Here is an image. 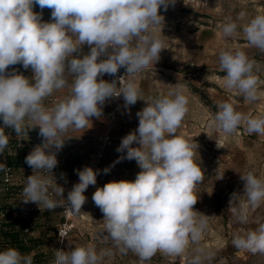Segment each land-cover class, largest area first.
Returning <instances> with one entry per match:
<instances>
[{
	"label": "clouds",
	"instance_id": "1",
	"mask_svg": "<svg viewBox=\"0 0 264 264\" xmlns=\"http://www.w3.org/2000/svg\"><path fill=\"white\" fill-rule=\"evenodd\" d=\"M175 3L0 0V155L9 145L6 129L28 136L29 130L38 127L42 143L25 157L33 171L25 178L21 201L50 212L63 208L79 216L87 199L84 193L96 185L101 170L90 166L77 169L79 182L65 198V189L57 184L53 172L59 163L58 153L73 138L70 133L80 132L82 136L92 127V118L103 117V107L110 99L122 95L124 108L129 111L138 100L144 101L146 106L136 113L138 127L124 136L116 149L121 155L102 170L107 174L116 163L135 160L141 171L134 181H110L94 192L92 200L103 214L98 236L123 254L135 253L142 262L160 252L170 257L188 256L189 264H204L213 257L201 243L212 216L194 208L199 199L196 190L205 178L199 144L178 134L189 112L187 89L176 83L166 94L145 97L136 82L167 49V37L162 34L165 18L160 9L167 11ZM37 5L40 12L34 11ZM44 9L51 10L48 21L43 20ZM245 16L241 12L236 20L229 17L218 26L220 34L227 39L242 32L247 42L243 47L264 53V13L248 19ZM238 20L244 22L238 24ZM243 47L226 45L218 55L219 69L225 73L223 87L253 103L264 98V80L256 74L260 63ZM15 65L30 69L31 76L10 68ZM121 68L129 77L126 82L125 75L117 76ZM105 74L116 79L106 81ZM64 90L66 95L46 105L54 93ZM235 105L231 98L218 102L211 127L224 137L235 135L241 126L248 134L264 136V114H245ZM216 146L225 148L219 141ZM6 168L0 162V171ZM239 175L246 198L243 207L258 208L264 203V174L248 171ZM236 221L248 223L247 213H239ZM257 223L255 230L234 234L232 245L236 249L264 254V223ZM108 255L111 249L98 252L93 244H75L68 251L55 249L53 264H101ZM0 264H33V255L9 247L0 251Z\"/></svg>",
	"mask_w": 264,
	"mask_h": 264
},
{
	"label": "rangeland",
	"instance_id": "2",
	"mask_svg": "<svg viewBox=\"0 0 264 264\" xmlns=\"http://www.w3.org/2000/svg\"><path fill=\"white\" fill-rule=\"evenodd\" d=\"M160 12L165 18L162 34L167 37L164 38L167 49L162 50L160 59L153 68L141 74L137 84L145 97L166 94L176 83L187 89L189 112L178 129V134L188 140L194 139L199 144L197 151L205 178L196 190L199 199L194 208L212 216L201 243L213 257L205 260L204 264H264V254L238 250L232 245L235 233L255 230L258 227L257 221L264 223V203L255 209L243 207L246 198L242 196L243 181L239 175L248 171L257 175L264 174V136L248 134L241 126L235 135L224 137L211 127L212 116L218 110L217 103L229 98L236 101L237 111L253 116L264 114V98L247 103L243 97L223 87L222 78L225 73L220 71L218 62L219 52L226 45L243 47L247 43L242 32L236 37L225 39L218 26L227 22L229 17L236 20L241 12L246 14L245 19L264 13V0H211L205 8H195L186 0H176L174 7L170 6L167 11L161 7ZM237 22L239 24L244 21ZM243 50L251 59L260 63L261 69L256 74L264 80V53L249 47H243ZM193 65L200 72L195 79L186 75ZM261 89L264 90V85H261ZM145 106L144 101L138 100L130 107V111L125 109L114 133L112 130L114 142L108 147L100 164L93 168L101 170L96 185H90L85 191L87 199L81 208L82 214L71 219L74 227L63 243L58 240L57 232L66 221V209L57 208L50 212L40 209L36 204V209L29 215L23 216L20 212L25 178L32 175L33 171L25 163V157L31 148L42 143V138L39 132L31 137L12 133L16 136L9 138L6 151L11 157L10 165L15 170V181L19 184L17 189L2 193L0 203L10 204L12 214L19 219L16 228L26 239L24 246L27 248L19 251L32 255L40 252V258L33 256V264H53L55 249L62 246L63 250L68 251L75 244H93L98 252L101 249H111V255L105 256L101 264H189L188 256L170 257L160 252L142 262L135 253L129 251L123 254L111 242L105 243L98 236L103 228V214L94 204L92 196L97 188L110 181H134L136 174L141 171L135 160L116 163L107 174L102 170L112 165L121 155L116 149L122 138L138 127L136 113ZM104 122L106 126L105 119ZM84 133L82 136L70 134L73 138L65 142L57 156L59 163L53 172L57 184L65 189V198L72 186L79 182L76 170L82 169L85 165L81 164H86L95 152L97 138ZM216 141L223 143L225 148H217ZM16 153L20 157L18 162L15 161ZM62 172L65 173V178H61ZM223 174V179H217ZM233 193L237 194L229 204ZM241 212L247 213L248 223L240 224L236 221V216ZM28 227L29 230H26ZM2 235L5 233H0V241ZM69 241L73 244L70 245Z\"/></svg>",
	"mask_w": 264,
	"mask_h": 264
},
{
	"label": "built area",
	"instance_id": "3",
	"mask_svg": "<svg viewBox=\"0 0 264 264\" xmlns=\"http://www.w3.org/2000/svg\"><path fill=\"white\" fill-rule=\"evenodd\" d=\"M186 2L191 4L195 8H205L209 6L211 0H186ZM125 73H126V70L124 68H121L119 72L117 73V76L122 77L125 75ZM140 75L137 77V79L140 77ZM186 75L195 79L199 77L200 72L193 65L189 67V69L186 72ZM103 79L111 82L113 79H116V77L105 74ZM128 79L129 77L125 75L124 77L125 82ZM119 86H120L119 83H117V87ZM106 104L108 105V107L107 109L103 110V117H102V119L106 120V126L104 127V130L97 136L96 148H95V152L93 154L92 159L85 165V166H90L92 168H95L98 164H100L102 159L105 157L108 147L113 143L112 127H113L114 122L117 120L119 113L121 112L123 108V105H124L123 96L121 95L119 98L110 99L108 102H106ZM13 183H14L13 182V166L7 165L6 170L2 172V184H3L4 192L6 193L9 192L11 190V186L13 185ZM20 206H21L20 212L22 213L23 216L29 215L33 210L36 209V204L32 202L25 204L21 201ZM10 210L11 208L8 204L2 205L0 203V219L8 216ZM71 216H74V215L69 214L68 211L65 210L66 221L59 227L58 232H57L58 240L61 243H63L64 240L69 236L70 232L72 231L74 227L73 222L69 220ZM26 230H29V227L26 228ZM59 233L63 235L60 236ZM59 249H63V247L61 246Z\"/></svg>",
	"mask_w": 264,
	"mask_h": 264
},
{
	"label": "crops",
	"instance_id": "4",
	"mask_svg": "<svg viewBox=\"0 0 264 264\" xmlns=\"http://www.w3.org/2000/svg\"><path fill=\"white\" fill-rule=\"evenodd\" d=\"M34 11H36V12H40L41 10H40V8H39V6L37 5V6H35L34 7ZM50 18H51V10L50 9H44L43 10V20H45V21H48V20H50ZM84 51L85 52H87L88 51V49H87V46H85V49H84ZM11 67H15V68H18L21 72H23L24 73V75H26V76H31V70L29 69V70H24L23 69V67L21 66V65H15V66H10V68ZM141 76V75H140ZM139 79H140V77L136 80V82L138 83V81H139ZM67 94V92H66V90H64V91H61V92H57V93H54L53 94V96L52 97H50L47 101H45V103H46V105L47 104H51V103H54V102H57L58 101V99H60V98H62L64 95H66ZM107 107H108V105L107 104H105V106L103 107V110H105V109H107ZM124 110H125V108H124V105H123V108H122V110H121V112L119 113V115H118V118H117V120L114 122V124H113V133H114V131H115V129H116V127H117V123L120 121V119H121V116H122V114H123V112H124ZM0 125H2V121H0ZM104 127H105V122H104V119H96V118H92V127L90 128V129H88V130H86L85 131V133L84 134H89L90 136H92V137H94L95 139L97 138V136L104 130ZM5 132H6V134H8L9 135V138L11 139V137L12 138H14L16 135L15 134H12L13 132L10 130V129H6L5 130ZM37 132H39V128L37 127V128H34V129H32V130H29L28 131V135L31 137L32 135H34V136H36V134L35 133H37ZM70 134H72V135H77V134H81L80 132H74V133H70ZM113 136V135H112ZM23 139H25V138H23ZM34 140V139H33ZM113 142H114V140H113ZM31 149H33V148H31ZM20 150V149H19ZM15 155H19V153H16ZM92 157H93V153L91 154V156H90V158L87 160V162H86V164L92 159ZM86 164H81L82 166H84V165H86ZM2 172L3 171H0V180L2 179ZM13 185L11 186V190L14 188V189H17V187L16 186H18V182H16L15 181V170H14V167H13ZM10 190V191H11ZM1 191L4 193V190H3V184H2V182H1V184H0V193H1ZM9 206H10V204H8ZM10 208H11V206H10ZM14 218H16L17 219V223H18V217L16 216V215H13L12 214V208H11V210H10V212H9V214H8V216H6L5 218H2V219H0V233H3L4 232V225L5 224H7V223H9V222H12L13 220H14ZM4 238H5V235H2V241L4 240ZM1 242V241H0ZM25 251V250H24ZM37 253H39L40 254V252H37ZM34 255H35V253H34ZM33 255V256H34ZM35 257V256H34ZM37 259V258H36Z\"/></svg>",
	"mask_w": 264,
	"mask_h": 264
},
{
	"label": "trees",
	"instance_id": "5",
	"mask_svg": "<svg viewBox=\"0 0 264 264\" xmlns=\"http://www.w3.org/2000/svg\"><path fill=\"white\" fill-rule=\"evenodd\" d=\"M10 154L8 151L5 150V152L0 155V162L5 163L6 165H10ZM20 158V157H19ZM18 155L15 158V161L18 162ZM2 182V179L0 180V184ZM3 192L1 191L0 195ZM5 193V192H4ZM17 219L14 218L12 222H9L4 225V232L5 233V238L3 241L0 242V251L12 247V248H17L18 250H27V248L24 246V241L26 240L25 238L22 237L21 231H19L17 227ZM36 258H40L39 253H35L34 255Z\"/></svg>",
	"mask_w": 264,
	"mask_h": 264
},
{
	"label": "bare ground",
	"instance_id": "6",
	"mask_svg": "<svg viewBox=\"0 0 264 264\" xmlns=\"http://www.w3.org/2000/svg\"><path fill=\"white\" fill-rule=\"evenodd\" d=\"M73 217H74V216H71V217L69 218V220H71Z\"/></svg>",
	"mask_w": 264,
	"mask_h": 264
},
{
	"label": "water",
	"instance_id": "7",
	"mask_svg": "<svg viewBox=\"0 0 264 264\" xmlns=\"http://www.w3.org/2000/svg\"><path fill=\"white\" fill-rule=\"evenodd\" d=\"M67 142V141H66Z\"/></svg>",
	"mask_w": 264,
	"mask_h": 264
}]
</instances>
